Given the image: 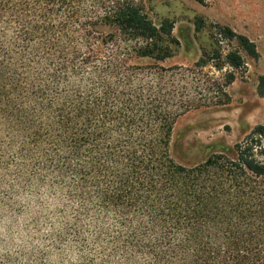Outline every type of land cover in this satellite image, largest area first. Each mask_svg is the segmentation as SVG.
<instances>
[{"label": "trees", "instance_id": "16d2710c", "mask_svg": "<svg viewBox=\"0 0 264 264\" xmlns=\"http://www.w3.org/2000/svg\"><path fill=\"white\" fill-rule=\"evenodd\" d=\"M172 31L144 0H0V129L55 201L48 237L0 264H264L252 141L196 165L172 155L194 98L169 68L136 63L171 57ZM220 31L258 55L248 36ZM226 62L245 64L237 50Z\"/></svg>", "mask_w": 264, "mask_h": 264}, {"label": "rangeland", "instance_id": "374dc122", "mask_svg": "<svg viewBox=\"0 0 264 264\" xmlns=\"http://www.w3.org/2000/svg\"><path fill=\"white\" fill-rule=\"evenodd\" d=\"M144 1L156 25L163 20L173 23L172 33L178 42L173 44V55L162 62L135 58L131 62L169 68L168 73L175 74L177 91L191 95L195 102L175 124L174 159L196 165L214 152L233 158L238 144L252 141L255 157L264 163V0ZM223 26L248 36L258 55L251 56L237 40L226 38L220 31ZM216 48L221 57L199 65L213 56ZM230 50L241 53L242 67L226 62ZM229 75L234 76L232 82ZM10 147L0 129V221L14 213L23 218L21 228L30 237L28 242L45 240L52 231L55 201L51 191L20 169Z\"/></svg>", "mask_w": 264, "mask_h": 264}, {"label": "clouds", "instance_id": "9594fccd", "mask_svg": "<svg viewBox=\"0 0 264 264\" xmlns=\"http://www.w3.org/2000/svg\"><path fill=\"white\" fill-rule=\"evenodd\" d=\"M5 212L7 213V209ZM22 219L15 217L14 213H8L0 221V237L3 239L0 251L18 256L21 251L31 250L32 245L28 243L30 237H27L21 228ZM23 259H27V257H23Z\"/></svg>", "mask_w": 264, "mask_h": 264}]
</instances>
